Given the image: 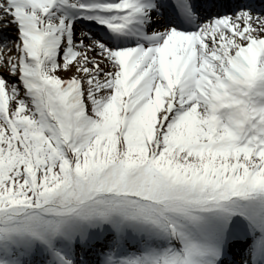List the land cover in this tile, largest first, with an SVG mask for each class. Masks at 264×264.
<instances>
[{
  "label": "snow or ice",
  "instance_id": "snow-or-ice-1",
  "mask_svg": "<svg viewBox=\"0 0 264 264\" xmlns=\"http://www.w3.org/2000/svg\"><path fill=\"white\" fill-rule=\"evenodd\" d=\"M0 51V264H264V0H0Z\"/></svg>",
  "mask_w": 264,
  "mask_h": 264
},
{
  "label": "rangeland",
  "instance_id": "rangeland-1",
  "mask_svg": "<svg viewBox=\"0 0 264 264\" xmlns=\"http://www.w3.org/2000/svg\"><path fill=\"white\" fill-rule=\"evenodd\" d=\"M72 73L70 72H62L61 75L64 77V78H68L71 76Z\"/></svg>",
  "mask_w": 264,
  "mask_h": 264
}]
</instances>
